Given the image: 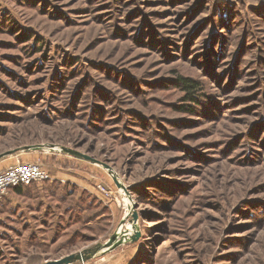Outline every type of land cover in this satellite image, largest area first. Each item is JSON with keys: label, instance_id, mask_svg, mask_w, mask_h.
I'll use <instances>...</instances> for the list:
<instances>
[{"label": "rangeland", "instance_id": "obj_1", "mask_svg": "<svg viewBox=\"0 0 264 264\" xmlns=\"http://www.w3.org/2000/svg\"><path fill=\"white\" fill-rule=\"evenodd\" d=\"M9 150L0 264H264V0H0Z\"/></svg>", "mask_w": 264, "mask_h": 264}, {"label": "built area", "instance_id": "obj_2", "mask_svg": "<svg viewBox=\"0 0 264 264\" xmlns=\"http://www.w3.org/2000/svg\"><path fill=\"white\" fill-rule=\"evenodd\" d=\"M49 179V175L37 163L17 162L0 171V195L15 186L42 182Z\"/></svg>", "mask_w": 264, "mask_h": 264}, {"label": "water", "instance_id": "obj_3", "mask_svg": "<svg viewBox=\"0 0 264 264\" xmlns=\"http://www.w3.org/2000/svg\"><path fill=\"white\" fill-rule=\"evenodd\" d=\"M15 150H9L7 152H3L0 153V158L6 156V155H10L14 152ZM90 256H84L81 253L78 254H71L68 256H65L63 258H60L58 260H53V261H49L46 264H72L74 261L76 260H81L84 261L85 259L89 258Z\"/></svg>", "mask_w": 264, "mask_h": 264}, {"label": "trees", "instance_id": "obj_4", "mask_svg": "<svg viewBox=\"0 0 264 264\" xmlns=\"http://www.w3.org/2000/svg\"><path fill=\"white\" fill-rule=\"evenodd\" d=\"M179 84L182 85V89L186 90V93L189 94L188 96H190V98L194 100L195 95H193L192 93H194V90L196 88L195 83L190 79L181 78V81L179 82ZM22 186L24 185L15 186L13 188L17 191H20Z\"/></svg>", "mask_w": 264, "mask_h": 264}, {"label": "crops", "instance_id": "obj_5", "mask_svg": "<svg viewBox=\"0 0 264 264\" xmlns=\"http://www.w3.org/2000/svg\"><path fill=\"white\" fill-rule=\"evenodd\" d=\"M17 163V162H16ZM16 163H14V164H16ZM14 164H12V165H14ZM11 165V166H12ZM10 195L9 196H13V195H19V196H21V197H27L28 198V196L29 195H27L28 193H29V189H20V191H17V190H15L14 188H12V189H10Z\"/></svg>", "mask_w": 264, "mask_h": 264}]
</instances>
